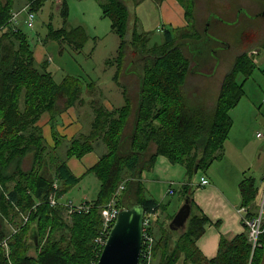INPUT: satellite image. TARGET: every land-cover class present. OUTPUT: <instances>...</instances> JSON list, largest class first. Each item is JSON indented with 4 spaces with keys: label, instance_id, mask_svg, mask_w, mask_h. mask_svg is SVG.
Here are the masks:
<instances>
[{
    "label": "trees",
    "instance_id": "trees-1",
    "mask_svg": "<svg viewBox=\"0 0 264 264\" xmlns=\"http://www.w3.org/2000/svg\"><path fill=\"white\" fill-rule=\"evenodd\" d=\"M14 1L0 0V264H96L100 250L94 240L102 226L101 208L112 200L123 183L124 191L118 201L120 209L139 204L145 217L160 213L162 206L144 196L140 183L141 173L150 168L158 156L184 165L189 176L206 171L218 158L232 127L229 112L243 97L236 77L242 74L249 78L254 65L247 59L248 48H245L223 77L215 104L212 107L194 104L184 93L190 62L182 53V45L175 44V30H164L170 41L165 40L150 48L148 36L138 34L135 29L127 42L129 10L125 3L121 0H94L102 17L109 20L111 33L119 41L116 55L105 65L115 68L112 81L121 89L124 106L108 112L91 101L93 121L89 133L72 140L65 152L67 159H81L92 152L96 142H101L106 149L85 174L94 175L99 183L95 201L87 202L91 209L85 214L71 215L68 222L65 210L50 207L48 198L54 194L56 199L62 198L80 179L72 175L65 160L57 154L63 138L55 127L63 113L81 103L84 92L93 95L95 85L73 77H65L61 83H56L47 70L46 61L40 65V70L36 68L27 36L10 23ZM24 1L28 12L35 14L47 0ZM131 1L136 7L144 0ZM176 1L183 8L190 26L196 0ZM58 9L62 28L51 30V39L75 51L81 50L87 42L84 29L67 30L68 8L63 0ZM134 20L137 22L136 18ZM188 29L180 35L182 41L196 37ZM130 47L143 55L140 61L144 63L143 74H136L138 92L134 111L131 110L128 90L119 78L120 66ZM133 64L135 62L127 66L128 71ZM43 115L48 116L52 147L46 143L42 129L37 125ZM131 116V129L127 132ZM151 146L155 147V153L147 156ZM28 155H31V165L24 171L22 163ZM52 170L53 178L49 175ZM55 182L59 186L56 192L53 190ZM239 190L241 206L247 209L245 218L254 217L256 214L249 210L258 191L254 181L243 180ZM179 197L181 200L189 198L191 203L187 187L180 189ZM164 218L167 227L164 222L159 224L156 217L151 227L155 239L153 259L158 260L157 264L263 262L264 231L254 249L247 239L246 228L245 233L232 240L221 238L216 257L206 260L198 252L195 242L203 234L207 220L190 214L184 231L172 232L168 225L173 216ZM6 223L15 227L8 239ZM155 227L159 228L160 238L155 235ZM3 245L7 246L8 254ZM31 250L33 255L29 254Z\"/></svg>",
    "mask_w": 264,
    "mask_h": 264
},
{
    "label": "rangeland",
    "instance_id": "rangeland-1",
    "mask_svg": "<svg viewBox=\"0 0 264 264\" xmlns=\"http://www.w3.org/2000/svg\"><path fill=\"white\" fill-rule=\"evenodd\" d=\"M124 1L129 3V1L127 0ZM164 1L166 0H144L143 4L139 6L137 14L135 13L134 8L128 6L129 13L126 34L127 42L130 41L131 34L134 29L138 34L148 36L149 48L153 45H161L163 42H165V40L170 41L171 38L166 39V35H164L165 31L164 29H161V22L159 21L160 18L158 17L159 9L157 6ZM64 2L66 3L68 8V20L66 29L69 30L81 27L86 33L87 42L81 50L75 51L70 46L66 44H60L58 41L51 39V30L56 31L62 28V20L58 9L61 5L60 0L59 2L58 0L56 2H54V0H47L44 3V6L34 14L35 16L32 28H28L25 24H22V21H24L22 20V15H26L25 13H22V15L20 16L21 21H18L19 24H17L18 27L16 29L27 35L30 48L33 49L36 54V60L38 59L37 53L39 49L46 52V56H43L42 61H46L48 64H50L48 71L52 73L53 79L56 83H61L65 77H73L79 79L80 81H82V83L87 84L92 82L97 83L99 81L98 84L104 87H106V84L108 83V85L113 84L112 78L115 68L109 66L107 67L105 63L108 59L114 58V56L116 55L119 41L118 38L113 33H111L109 20L102 17L101 9L98 3L94 0H64ZM245 2L246 0L196 1L194 14L196 12V14L198 15V21L196 25L197 35L201 36L202 34L204 22L205 20H207L206 17L208 6L212 11H218L220 6H227L231 8V11H233L234 14L236 6V10L239 11V5ZM25 6L26 2H24L23 0H18L16 1V7L12 9V11L22 10V8ZM241 12L242 13H240V15H244V11L241 10ZM134 18H139L137 25L132 22ZM244 20L245 19H242V21ZM191 23L192 24L188 27L189 29L187 31L190 30L189 32L193 34L195 33V30L193 28V19ZM257 24L260 25V29H262V22L258 23L257 21ZM185 29L175 30L173 32L175 44L182 45V53L189 59L190 62L189 73L185 77L184 93L187 98L194 104L202 105L204 107H212L218 97L220 85L224 75L230 72L237 55L242 51L237 47V44H231V41H227L228 35L233 36V34H230L229 29H227L225 32V36L227 38H224L225 36L223 35L222 45L226 42L230 46L229 47L225 43L226 46L230 48V50L228 48H224L222 52H220V49H218L215 55H212L210 53L212 47H210L209 43H205L204 39L198 42H195L193 39L182 41L180 39V35L185 32ZM133 50L134 49L131 47L128 48L126 60L120 66L119 72L120 83L128 90L129 98L131 99L132 111H134L136 107L138 92V76L136 74L142 75L144 70V63L140 61L143 55L138 51L135 50L134 52ZM261 51V56L263 54L264 57V48ZM248 53L249 54L247 55V59L251 62V64H253L255 61H258L255 50H250ZM205 59H207L208 63L210 64L207 65L205 69L200 70V64H203ZM131 62H135V64H133L128 71L127 66ZM126 69L127 73H125ZM211 72H213L212 78H210L211 75H204L210 74ZM199 73H201V75L196 76V74ZM236 82L242 87L244 97L239 102L235 113H231V116L235 117L232 137L234 138L235 136H241V134L246 130L247 136L249 138H251L254 142L257 141L258 143H262L264 142V64L258 65L257 68L253 70L249 78H246V76L242 74L237 75ZM97 89L98 88L95 87V90ZM83 95L84 93L82 94V96ZM83 98L85 103L87 102V104L91 101H95L98 104L99 102H102V99H100L95 92L92 96H84ZM76 106L78 109V111H76L78 121L83 127L81 132L85 134L87 132V125L90 120V107L87 109V106L85 105L83 108H81V106H79V103ZM132 119L133 118L131 116V119L128 123L127 132H130ZM258 134L262 137H257ZM45 135L49 143L51 144L47 128H45ZM66 144L67 143L65 142L62 143L61 147L59 148L61 149L60 154L63 158L65 157L64 153L68 148V145ZM262 149L264 157V147ZM152 152L153 147L151 146V148L148 150L147 156H149ZM94 154L101 156V154L96 151H94ZM47 161L48 160L46 158L45 162L47 163ZM30 165L31 155H28L26 159L23 160L22 169L24 171L29 170ZM49 175L53 178V170L49 171ZM256 175L258 178V180L256 181L258 194L254 202L252 203L255 206V214L259 213L264 205V178L262 179L261 184L259 178L260 176L258 174ZM89 176L94 178L92 174H90ZM9 187L11 189V186ZM91 189H93V187ZM63 197L65 199H71L74 202H77L83 197V193H81V191H73L72 193H68ZM174 208V206L170 208L171 214L175 211ZM64 216L66 221L70 222L72 216L66 212ZM155 216L157 218L158 214H156ZM16 223H19V220ZM163 224L166 225L165 227H167L165 221ZM5 228L7 230L6 239H8L9 235L13 234V232L15 231V227L14 224L6 223ZM154 229L155 235L157 236V238H160L161 234L159 235V228L155 227ZM4 243H6V241H4ZM3 248L5 253L8 254L9 251L7 246L3 245ZM29 254L33 255V250H31ZM157 262V259H153L152 264H157Z\"/></svg>",
    "mask_w": 264,
    "mask_h": 264
},
{
    "label": "crops",
    "instance_id": "crops-1",
    "mask_svg": "<svg viewBox=\"0 0 264 264\" xmlns=\"http://www.w3.org/2000/svg\"><path fill=\"white\" fill-rule=\"evenodd\" d=\"M16 1L18 0L14 1L13 9L16 7ZM56 1L57 0H54V2ZM121 1H123L127 7L130 6L131 8H134L136 14L139 6H141L144 2L138 1L140 2V4L135 7L131 0H127L129 1L130 5L124 0ZM256 2H264V0H253V3L250 2V0H246L245 3L241 4L243 5V7H250V9L254 11V13H258L260 12V9L256 8ZM157 7L159 9L158 17L160 18L159 21L161 22L160 24L162 30H181L189 27V24L184 16V10L175 0H166ZM236 8L235 13L233 14L231 8L227 6H220L218 11H212L208 6L206 19H208L207 21H209L211 18L217 20L218 23L215 32H217L216 34L220 37V40L223 39V35L225 36V32L227 30L226 27L230 26L237 20L238 11L236 10ZM19 11H12V13H16ZM22 17V20H24L22 21V24L26 25L27 15L23 14ZM20 19L21 17L18 20L19 22L21 21ZM138 21L139 18H137V22ZM197 21L198 15L195 12V14L193 15V28L195 30L196 37L191 38L194 41L198 40L201 37L200 35H197L196 32ZM132 22L137 25V22H135L134 19L132 20ZM258 23L260 22L258 21ZM251 25L253 26V29H251L252 26L248 29L250 30L249 32H251V34L248 35L247 32V34H245L244 37L242 36V38H240L241 34L239 33V30H229V32L230 34L237 33V35H239L240 40L238 42H241V44L243 45L245 44L244 48H248L246 50V55L249 54L248 52L250 50H255V54L258 57V61H255L253 63L255 70L258 65L264 64L263 54L261 56V50H263L264 48V25L261 24L262 29H260V25L257 24L256 19L255 21H252ZM16 26L18 27V25ZM59 43L64 44L61 42ZM248 45L249 47H247ZM31 51L33 52L36 68L40 70L39 67L44 62L42 60L43 56H46V52L39 49L37 53V61L35 52L33 51V49H31ZM49 66L50 64L47 63V70H49ZM212 74L213 72L204 75H211L210 78H212ZM200 75L201 73L196 74V76ZM98 82H95L93 84L96 88H98L94 92L97 96H99L100 99H102V102H99V105H101L108 112L122 108L124 106V101L122 98L121 89L117 87L114 82L111 85H108L109 83L106 84V87L99 85ZM84 96L88 97L89 95L84 92V95L81 96V103H79V106L83 108L86 105L87 109L90 107V120L88 122L87 132L85 134L81 132L83 127L78 121V117L76 114V111H78L76 105L78 104L63 113L56 122L55 129L58 132L59 136L63 138V141L67 143L66 145H68V147L72 140L77 139L80 135H87L89 133L90 125L93 121L91 102L88 104L87 102L85 103L83 98ZM238 104L229 112V117L232 121V127L229 131L227 139L223 143L222 150L220 151L218 158L210 164L209 168L206 171H198L196 174L189 176L187 175V170L184 165L171 163L167 158L158 156L155 159L153 165L150 168L145 169L140 175V183L143 187L144 196L147 199L154 200L163 208V210L160 211L161 214L158 212L157 218L159 224H162L164 221H166V219L163 217L167 216L168 218L175 215L176 211L179 210L184 202V200H181L179 197V191L182 187L188 188V192L191 197V215L197 218L203 217L207 220V223L204 226L203 234L195 242V246L198 252L206 260H211L216 257L219 241L221 238L232 240L234 237L245 233L243 213L241 212V210L243 209L246 211L247 209L241 206L242 199L239 185L245 179H252L254 181V187L258 190L256 186V181L258 180L256 174L260 176L259 178L261 184L262 179L264 178V157L262 153L264 142H254L247 136L246 130L241 134V136H235L234 138L232 137L235 117H232L231 113H235ZM37 125L42 129L43 138L45 139L46 143L50 147H52L53 142L48 126V116L43 115ZM45 128L48 129L51 144L49 143L45 135ZM152 147L153 152L150 155H153L155 153V147ZM60 150L61 149L57 150V154L61 157ZM94 151L98 152L102 156L103 154H105L106 149L101 142H96L93 145L92 152L84 155L81 159H67L65 157H62L65 160L66 166L68 167L72 175L80 179L79 183L72 187L68 191V193H72L73 191H81V193H83V197L77 202H74L71 199H65L64 197L63 200H69L73 203H91L95 201L98 195L99 183L95 179L94 175V178L90 177V174L85 175L86 172L91 169L101 157L94 154ZM201 178H205L208 181L207 186H199ZM92 187L93 189H91ZM169 190H172V194H169ZM172 206L175 207V211L171 214L170 208H172ZM249 210L251 213H255L254 204H251Z\"/></svg>",
    "mask_w": 264,
    "mask_h": 264
},
{
    "label": "built area",
    "instance_id": "built-area-1",
    "mask_svg": "<svg viewBox=\"0 0 264 264\" xmlns=\"http://www.w3.org/2000/svg\"><path fill=\"white\" fill-rule=\"evenodd\" d=\"M28 7L25 6L21 11L12 13L10 23L13 25L18 24V18L22 13L27 15L26 25L28 28H32L34 13L28 12ZM261 138V135H257ZM208 185V181L205 178H201L199 182L200 187H205ZM59 189L58 184L55 182L53 184V190L56 192ZM124 191V184L122 183L116 190L112 200L107 203L103 208H101L99 214L102 221L101 230L98 233V236L94 240L95 246L101 251L106 243L107 237L110 233V230L116 221L119 211L121 210L118 206V201L120 200L122 193ZM169 194H172V190H169ZM263 201H264V192H263ZM48 204L50 207H62L66 213L69 215H80L88 213L91 209V206L88 203H73L69 200H63V197L56 199L55 194L51 195L48 198ZM243 213V224L246 228L247 239L254 249L257 246V239L259 235L264 231V211L261 208L260 212L257 213L254 217L245 218L246 211L241 210ZM155 215L144 216L143 225H142V247L140 252V258L138 264H152L153 262V250L155 245V239L151 234V227Z\"/></svg>",
    "mask_w": 264,
    "mask_h": 264
},
{
    "label": "water",
    "instance_id": "water-1",
    "mask_svg": "<svg viewBox=\"0 0 264 264\" xmlns=\"http://www.w3.org/2000/svg\"><path fill=\"white\" fill-rule=\"evenodd\" d=\"M190 214L191 203L189 198H185L170 221L169 230L183 232ZM143 218L144 210L139 204H129L121 209L96 264H138L143 239Z\"/></svg>",
    "mask_w": 264,
    "mask_h": 264
},
{
    "label": "flooded vegetation",
    "instance_id": "flooded-vegetation-1",
    "mask_svg": "<svg viewBox=\"0 0 264 264\" xmlns=\"http://www.w3.org/2000/svg\"><path fill=\"white\" fill-rule=\"evenodd\" d=\"M250 2L253 3V0H250ZM255 5H256L257 9H260V12L254 13V11L252 9H250V7H243L242 4L239 5L240 6V9L238 11L239 17L237 16V20L233 24L228 26L227 29L233 30V31L239 30L240 31L239 33L241 34L240 38H242V36L247 34V32H248V35L251 34V32H249L250 30H248V29L252 26L251 23H252V21H255V19H256V21L262 22V25H264V2H256ZM241 10L244 11L243 12L244 15H240V13H242ZM242 19H245V20L242 21ZM207 20L204 22L201 37L198 40H196L195 42H198V41H201L202 39H204V42L209 43L210 47H212V50L210 51V53L212 55H215L218 49H220V52H222V50L224 48L225 49L228 48L230 50V48H229L230 46L226 42L225 43L229 47L226 46L225 43L222 45L223 41L220 40V37L216 34L217 32H215V29H216V26L218 23L217 20H215L214 18H211L209 21H207ZM251 29H253V26ZM224 38H227V37L225 36ZM228 40L231 41V44L232 43L237 44V47L240 48V50L242 51L241 53L245 52L244 51L245 44L243 45V44H241V42L240 43L238 42L240 39H239V35H237V33L236 34L234 33L233 36L228 35L227 41ZM209 64L210 63H208V60L205 59L204 63L200 64L201 65L200 70L205 69V67Z\"/></svg>",
    "mask_w": 264,
    "mask_h": 264
}]
</instances>
